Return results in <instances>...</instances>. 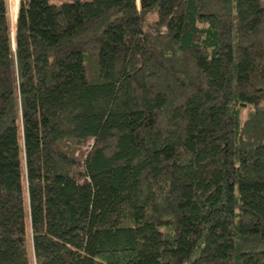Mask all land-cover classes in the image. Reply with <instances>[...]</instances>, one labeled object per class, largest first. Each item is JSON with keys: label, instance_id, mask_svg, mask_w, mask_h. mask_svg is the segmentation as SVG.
<instances>
[{"label": "trees", "instance_id": "1", "mask_svg": "<svg viewBox=\"0 0 264 264\" xmlns=\"http://www.w3.org/2000/svg\"><path fill=\"white\" fill-rule=\"evenodd\" d=\"M0 264H264V0H0Z\"/></svg>", "mask_w": 264, "mask_h": 264}, {"label": "rangeland", "instance_id": "2", "mask_svg": "<svg viewBox=\"0 0 264 264\" xmlns=\"http://www.w3.org/2000/svg\"><path fill=\"white\" fill-rule=\"evenodd\" d=\"M5 4H6L7 14H8V18H9L10 29L12 30V23L14 20L16 9H17L18 0H5ZM244 116H245L244 110L240 111V118L243 119ZM90 144H91V140H88L84 147H81L78 149L77 153L79 156V160H81L84 157V155L87 152Z\"/></svg>", "mask_w": 264, "mask_h": 264}]
</instances>
